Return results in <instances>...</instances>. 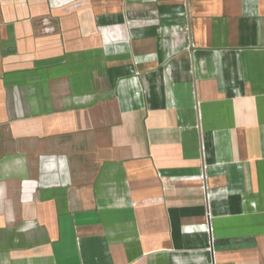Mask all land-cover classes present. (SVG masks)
<instances>
[{"label": "crops", "instance_id": "1", "mask_svg": "<svg viewBox=\"0 0 264 264\" xmlns=\"http://www.w3.org/2000/svg\"><path fill=\"white\" fill-rule=\"evenodd\" d=\"M0 264H264V0H0Z\"/></svg>", "mask_w": 264, "mask_h": 264}]
</instances>
